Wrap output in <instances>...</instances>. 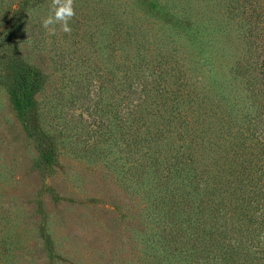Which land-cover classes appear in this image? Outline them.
<instances>
[{
  "label": "trees",
  "instance_id": "16d2710c",
  "mask_svg": "<svg viewBox=\"0 0 264 264\" xmlns=\"http://www.w3.org/2000/svg\"><path fill=\"white\" fill-rule=\"evenodd\" d=\"M215 2L235 22L230 48H204L197 37L181 57L101 56L80 96L56 88L51 72L15 49V35L21 40L28 29L36 40L30 0H9L0 13V53L16 66L25 61L11 90L15 105L25 117L35 108L36 120L47 123L45 131L37 126L44 143L36 132L43 151L54 158L68 147L104 153L131 195V206L118 210L123 216L132 208L140 217L123 241L132 246L125 262L138 248L136 264H264V0ZM180 17L188 34L184 25L194 23ZM71 60L58 63L89 68L94 58ZM69 99L82 102L79 115L67 111ZM79 121L82 132L73 124Z\"/></svg>",
  "mask_w": 264,
  "mask_h": 264
},
{
  "label": "rangeland",
  "instance_id": "374dc122",
  "mask_svg": "<svg viewBox=\"0 0 264 264\" xmlns=\"http://www.w3.org/2000/svg\"><path fill=\"white\" fill-rule=\"evenodd\" d=\"M4 3L7 7L0 13L9 8V0ZM51 6L52 0H30L26 8L34 14L36 40L29 36L32 30L28 29L21 40L15 35L19 44L15 49L25 53L35 66L39 62L51 72L56 88L61 87L68 95L73 89L77 96L84 92L86 75L89 77L90 68H98L101 56L115 58L133 53L140 54L138 57H181L187 53L185 47L191 50L197 37L204 41V48L217 49L230 48L235 36V22L214 0H74L76 14L69 21L71 32L65 33L56 25L54 35L42 27ZM117 9L123 14H115ZM105 13L109 15L107 20H103ZM185 14L194 23L184 25L188 34L182 31L185 22L180 16ZM119 23L123 25L118 29ZM223 26L229 28L228 33L221 31ZM196 29H201L202 36ZM112 41H123V47L113 46ZM240 42L237 40L235 50ZM4 55L0 53V264H136L138 248L132 249L134 258L123 261L131 254L128 246L132 247L123 241L131 240V227L140 217L132 208L126 215H119L123 205L131 206L132 197L119 186L113 165L96 150L68 147L57 150L55 158L53 152L49 156L43 151L44 133L37 128L42 120H36L35 108L25 117L11 91L15 76L25 75V61L16 66L12 57ZM86 57L95 61L89 68L81 61L72 67L62 65L70 63L71 58ZM140 68L150 70L146 65ZM72 73L77 81L69 80ZM20 83L24 81L20 79ZM69 102L67 111L79 115L82 102ZM32 106L36 107V102ZM84 119L90 120L86 111ZM28 120L35 129L25 123ZM73 124L81 132L85 129L80 121ZM42 126L47 127V123ZM78 137L83 139L85 134ZM117 153L110 155L115 157Z\"/></svg>",
  "mask_w": 264,
  "mask_h": 264
},
{
  "label": "clouds",
  "instance_id": "9594fccd",
  "mask_svg": "<svg viewBox=\"0 0 264 264\" xmlns=\"http://www.w3.org/2000/svg\"><path fill=\"white\" fill-rule=\"evenodd\" d=\"M74 0H52L50 14L42 20V27L51 34L56 33V25L65 33L71 32L69 21L75 16Z\"/></svg>",
  "mask_w": 264,
  "mask_h": 264
}]
</instances>
